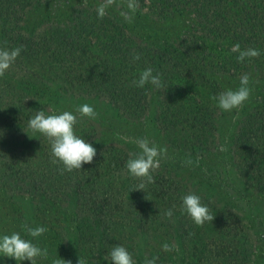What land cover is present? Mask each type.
Returning a JSON list of instances; mask_svg holds the SVG:
<instances>
[{"label":"trees","instance_id":"16d2710c","mask_svg":"<svg viewBox=\"0 0 264 264\" xmlns=\"http://www.w3.org/2000/svg\"><path fill=\"white\" fill-rule=\"evenodd\" d=\"M49 1L0 0V47L22 49L0 77V159H6L5 165L0 163V175L10 178V193H25L37 202L34 208L37 206L40 218L36 226L47 229V235L37 238L56 244L62 240L61 211L72 208L76 217L73 246L85 248L86 258L99 256L96 264H103L117 245L132 255V243L140 233L163 238L164 244L175 249V240L186 246L192 238L191 250L197 252L202 227L181 210L183 197L193 193L165 165L152 172L154 183L134 190L141 181L126 178V153L118 146L104 149L95 144L89 131L75 134L94 146L96 156L92 163L71 172L63 171L61 163H53L51 145L44 135L37 132L32 141H21L19 154H13V141L15 136L20 141L32 132L28 123L36 111L55 108L68 96L104 100L130 120H139L153 98L154 122L174 154L207 156L214 149L220 114L213 99L220 94L216 77L236 79L248 74L264 84V0H137V9L155 19L193 13L195 26L174 43L134 35L130 20L121 15L124 6L118 12L110 6L99 18L100 2L98 6L78 4L65 22H47L27 30L28 15ZM235 44L241 50L258 49L260 55L238 61ZM136 55L138 60L133 59ZM147 68L153 69V75L160 74L161 88L151 83L142 88L134 85ZM233 153V163L244 182L264 181V94L241 119ZM42 157L44 161L36 166ZM4 185L5 191L9 184ZM236 208L228 201L211 208L214 219L205 222L203 246L214 241L210 231L234 224L227 217L240 221L232 213ZM169 209L172 216L166 217ZM20 235L34 240L25 229ZM161 251L160 258L165 254L163 247Z\"/></svg>","mask_w":264,"mask_h":264},{"label":"rangeland","instance_id":"374dc122","mask_svg":"<svg viewBox=\"0 0 264 264\" xmlns=\"http://www.w3.org/2000/svg\"><path fill=\"white\" fill-rule=\"evenodd\" d=\"M99 2L102 3V0H50L43 8L28 15L25 27L31 31L44 26L47 22H65L71 17L78 4H96L98 6ZM112 6L117 12L124 6L123 12L129 13L123 0H117L116 4ZM129 15L131 16L130 29L132 30L130 31L134 35L158 42H177L195 26V17L190 11L162 19L150 17L145 10L139 9ZM39 22H43V24L41 25ZM216 80L220 87V93L229 89L235 90L240 86V78L217 76ZM249 87L251 94L243 107L231 112L220 109L214 149L210 154L201 158L174 154L169 142L154 122L155 99L153 98L148 111L139 120L127 119L112 104L90 97L68 96L62 98L59 104L56 103L57 107L54 108L52 105L45 108L46 115L51 114L52 111H55L56 114L64 111L73 113L78 118L74 125L75 133L76 131H89V136H94L95 144H102L104 149L107 145L118 146L126 153L128 159L131 158L130 153L140 152L135 141L147 138L150 143L166 149V154L161 158L160 165H165V168L170 169L169 172H172V176L179 181L183 180V187H187L193 194L200 196L201 200L206 202L201 201V203L208 206L209 211L211 208H216L217 203L222 205L224 201L237 207L232 213L239 216L240 221L232 220L230 216L227 217L229 221L234 222L232 225L234 228L227 224L222 225L221 229L218 228L214 233L210 231L214 241L209 240L210 244L206 247L203 246L206 242L204 239L205 223L201 226L203 239L195 253L191 250L192 238L186 241V246H182L179 241L175 240V246L178 249L172 247V251H165L163 257L160 258L158 254L162 252L164 239L151 237L149 234H138V238L132 243L134 247L132 258L135 264H145L146 259L153 258H156L155 264H264V181L255 184L250 181L244 182L233 163V139L241 119L264 94V84L257 76H251ZM84 104L92 106L98 113L95 120L80 116L76 111ZM18 137L20 136H15L13 141L16 147L13 149V154H19L23 147L21 141L24 142L26 139L28 143L36 135L29 132L25 137H21L20 141H18ZM22 152L27 154L29 150ZM43 161L44 157L36 162V166L42 164ZM0 163L5 165L6 159H0ZM3 170L4 168L1 171L3 172ZM129 176L133 177L128 174L126 178ZM124 177L123 174L122 179ZM8 180L10 181V178L6 179L0 175V237L12 233L20 234L24 229L22 226L25 224L35 227L40 218V215L35 211L37 206L34 208L37 202L25 193L11 194L9 188L13 185ZM4 184H9L5 191L2 189ZM205 194L210 195L211 199L205 197ZM71 209L66 208L61 211L64 221L60 222L62 240L59 239L58 244L55 240H43L37 237L30 240L41 249H46L48 253L47 258H37V264H52L53 260L58 258L71 261V264H77L79 258L85 260L86 264H96L95 262L100 258L99 256L86 258L88 254L85 252V248L78 249L73 246V227L75 226L73 220L76 217L73 215L74 210ZM231 228L234 230L229 232ZM226 229L229 233L226 232ZM43 234L47 235V232ZM53 235L52 231V237ZM21 238L26 239L22 236ZM102 262L111 264L110 256ZM0 264H17V261L0 255ZM19 264H30V261L23 260Z\"/></svg>","mask_w":264,"mask_h":264},{"label":"clouds","instance_id":"9594fccd","mask_svg":"<svg viewBox=\"0 0 264 264\" xmlns=\"http://www.w3.org/2000/svg\"><path fill=\"white\" fill-rule=\"evenodd\" d=\"M116 2L117 0H102V3L97 7L98 17L103 18L107 14V9ZM123 2L126 4L129 13H135L139 6L137 0H123ZM129 13L122 12L121 15L125 19L131 20ZM21 50L20 47L13 49L0 47V77L12 67ZM233 51L238 53V61L260 55L258 49L241 50L239 44L233 46ZM133 59L138 60L139 56L136 55ZM133 83L136 87L141 88L147 83H151L157 89L162 87L160 74L153 75L152 68L142 71L139 79L133 81ZM249 83V75L244 74L240 77V86L237 89L221 92L213 99L217 101V105L222 111L231 112L234 109H239L249 100L251 94ZM76 111L80 116L92 120H95L98 115L94 108L88 104L78 107ZM77 121V116L68 111L60 114L52 111L51 114L46 115L43 110H39L36 111V114L28 123L33 133L38 132L49 140L51 154L54 157L53 163H61L63 171L80 170L84 164L92 163L96 156V149L75 134L74 125ZM135 143L140 152L130 153L131 158L126 162V168L131 176L141 181L134 190H143L147 184L154 183L152 172L159 168L160 160L166 154V149L150 143L147 138L138 139ZM181 210L186 212L198 226H202L205 222H212L214 219L207 206L201 203V197L196 194H188L183 197ZM165 216H172L171 209L165 212ZM22 227L31 237H38L47 231L44 227L32 228L26 224ZM163 250L171 251L173 248L168 244H164ZM0 255L15 259L17 264L23 260L30 261V264H37V258H47L48 253L46 249H41L30 240L21 238L19 233H12L0 237ZM155 259H146L145 264H155ZM110 260L111 264H135L131 253L125 247L119 245L113 247ZM52 264H71V261L58 258L53 260ZM77 264H86V261L79 258Z\"/></svg>","mask_w":264,"mask_h":264}]
</instances>
